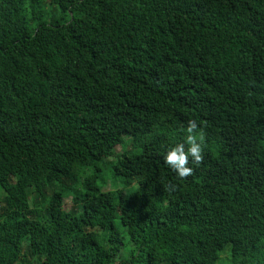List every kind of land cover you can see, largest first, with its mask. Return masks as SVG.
<instances>
[{
    "label": "trees",
    "instance_id": "1",
    "mask_svg": "<svg viewBox=\"0 0 264 264\" xmlns=\"http://www.w3.org/2000/svg\"><path fill=\"white\" fill-rule=\"evenodd\" d=\"M0 264H264V0H0Z\"/></svg>",
    "mask_w": 264,
    "mask_h": 264
},
{
    "label": "clouds",
    "instance_id": "2",
    "mask_svg": "<svg viewBox=\"0 0 264 264\" xmlns=\"http://www.w3.org/2000/svg\"><path fill=\"white\" fill-rule=\"evenodd\" d=\"M197 125L189 121L184 129L182 142L175 143L163 156V163L178 177L190 175L193 168L189 164H199L202 160V137L194 130Z\"/></svg>",
    "mask_w": 264,
    "mask_h": 264
},
{
    "label": "rangeland",
    "instance_id": "3",
    "mask_svg": "<svg viewBox=\"0 0 264 264\" xmlns=\"http://www.w3.org/2000/svg\"><path fill=\"white\" fill-rule=\"evenodd\" d=\"M129 143V140H127L126 144ZM132 147L130 145H128L127 149H131ZM123 150H125V147L123 145H118L116 147V151L117 152H122ZM112 158H109L108 161H111ZM110 177V173L108 170L106 169H103L102 172H100L99 176H98V182L99 184H101L103 186L104 189H111V188H114L115 187V182L109 178ZM73 207V202L71 200V198H68L66 199V202H65V208L66 209H71Z\"/></svg>",
    "mask_w": 264,
    "mask_h": 264
}]
</instances>
